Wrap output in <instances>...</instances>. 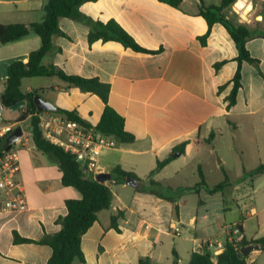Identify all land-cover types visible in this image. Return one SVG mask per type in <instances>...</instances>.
Returning a JSON list of instances; mask_svg holds the SVG:
<instances>
[{
	"label": "crops",
	"instance_id": "0c3cea01",
	"mask_svg": "<svg viewBox=\"0 0 264 264\" xmlns=\"http://www.w3.org/2000/svg\"><path fill=\"white\" fill-rule=\"evenodd\" d=\"M47 1L0 0V24L40 23ZM222 1L183 0L174 8L159 0H98L80 7L81 13L95 21H116L143 48L161 49L157 54L136 52L114 41L90 45L88 25L72 18L60 19L66 37H53V49L44 64L109 84V104L124 118L126 132L134 137L132 142L117 141L115 149L104 151L99 172L86 170L88 178L110 187L113 199L83 236L85 261L75 264H140L142 259L151 264H174L173 251L180 264H188L206 242L225 239L233 227L240 225L247 240L264 237V194H259L264 174H248L264 163V38L258 34L264 31V15L256 24L253 13L246 16L252 9L249 3L242 12L245 21L240 19V23L256 31L246 47L259 66L242 64V87L236 104L228 107L239 67L237 46L220 23L211 27L205 44L200 41L209 31L201 7L220 6ZM41 43L39 36L32 35L0 44V102L8 66L15 61L28 63ZM218 63L223 64L216 69ZM31 79H23V92L41 90L44 100L61 109L77 110L93 126L101 119L104 104L97 96L79 93L56 77L40 86H33L38 82ZM21 114L19 111V117ZM19 117L8 123L21 125L16 123ZM30 120H25L30 127L23 129V146L22 142L16 144L21 166L18 180L27 208L0 212V264H47L53 253L49 245L16 244L14 234L39 242L46 234L59 233L62 226L57 220L68 214L66 202L82 197L76 188L64 186L58 163L37 149ZM183 145L184 152L176 151ZM228 152L237 155V164L230 169ZM172 154L175 159L151 176L158 161ZM191 166L203 172L209 187L223 182L226 175L228 185L210 194L204 187L179 190L196 187L200 175L195 186L168 183ZM116 167L140 180L141 188L127 186V178L123 181L114 173ZM214 174L220 181L215 185L210 180ZM143 181L149 186L139 192ZM119 214L115 229L112 217ZM173 227L180 230L179 236ZM263 254L264 249L254 251L247 262L258 264Z\"/></svg>",
	"mask_w": 264,
	"mask_h": 264
},
{
	"label": "trees",
	"instance_id": "16d2710c",
	"mask_svg": "<svg viewBox=\"0 0 264 264\" xmlns=\"http://www.w3.org/2000/svg\"><path fill=\"white\" fill-rule=\"evenodd\" d=\"M96 1L98 0H48L44 6L45 17L42 22L36 24H0V44L2 45L15 43L32 35L39 36L42 42L38 50L31 52L28 63L15 61L8 66V79L6 81L5 91L1 97V102L8 110L24 102V106L19 109L22 114L16 123H22L28 117L31 118L32 137L37 149L58 163L63 173L62 182L64 186L76 188L82 196L80 199H72L66 202L68 214L57 220V223L62 226L59 233L55 235L46 234L39 242L22 238L17 233L14 234V242L16 244L39 243L49 245L53 253L47 264H75L76 261H85L81 248L82 238L98 220L99 212L110 208L113 193L110 187L105 185L104 182L88 178L86 176V169L82 167L72 153L51 143L43 136L38 126L39 119L34 116L38 112L34 98L40 95L42 91L23 92V79L56 77L69 86L75 87L79 93L97 96L104 104L103 114L96 125L97 130L113 137L121 143L132 142L134 137L126 132L124 118L109 104V84L101 82L98 78L87 79L80 76L68 75L53 64L45 65L44 59L53 49V37H66V34L60 27V19L62 18H72L88 25V41L90 45L98 41L104 43L114 41L136 52L157 54L161 51V49L151 51L143 48L114 20L104 23L95 21L91 17L81 13L80 7L82 5ZM159 1L167 3L174 8H178L183 2V0ZM237 1L223 0L220 6H204L200 9V15L209 25L208 33L200 37L202 44L206 43L211 27L216 23H220L228 30L239 51L237 58L239 67L233 79V89L227 98L229 102L228 107L236 104L238 92L242 87V64L248 62L259 66V61L251 56L246 47L248 40L255 35L256 31L252 30L247 24L240 23L226 15V11ZM258 34L264 38V31H258ZM222 64H216V69H219ZM58 112L66 115L71 120L87 123L80 117L77 110L70 111L58 108ZM6 138L7 136L0 139V155L4 151L2 147ZM12 147H9L8 150ZM184 150L185 145L179 147L176 151L184 152ZM174 159L175 154H172L163 161H158L157 167L152 171L151 176L162 170ZM114 173L119 175L123 181L125 178L132 176V174L123 171L121 167H116ZM248 174H251V176L263 175L264 163L260 164L254 171ZM199 175L201 181L196 187L179 190L181 192L199 191L200 188L204 187L210 194H215L221 192L228 185L227 175L223 182L213 187H209L206 183L201 170H199ZM152 184L158 185L155 181H152ZM119 217L120 214L112 217V227L115 229H118ZM238 228L243 234L242 227L239 225ZM251 243H258L264 249V237L256 241L247 240L243 237L237 246L227 243L224 251L215 257L211 251L206 249L200 252H194L188 264H249L247 258L241 255V249ZM173 255L174 264H180L179 255L176 251H173ZM140 264H151V262L149 259H142Z\"/></svg>",
	"mask_w": 264,
	"mask_h": 264
},
{
	"label": "built area",
	"instance_id": "2783aa9c",
	"mask_svg": "<svg viewBox=\"0 0 264 264\" xmlns=\"http://www.w3.org/2000/svg\"><path fill=\"white\" fill-rule=\"evenodd\" d=\"M5 110V106L0 102V139L8 136L17 127L16 124L5 122L3 119ZM34 116L39 119L38 126L43 136L51 143L72 153L86 170L99 172L98 165L102 153L117 147V141L97 130L96 126L71 120L59 112L38 111ZM23 137L16 144L21 143ZM16 144L0 155V212H19L27 208L26 196L18 180L21 166ZM21 145L23 146V142ZM172 229L176 236L180 235L177 227ZM242 238V233L236 226L229 230L225 239H212L206 242L203 250L219 255L224 251L227 243L237 246Z\"/></svg>",
	"mask_w": 264,
	"mask_h": 264
},
{
	"label": "rangeland",
	"instance_id": "374dc122",
	"mask_svg": "<svg viewBox=\"0 0 264 264\" xmlns=\"http://www.w3.org/2000/svg\"><path fill=\"white\" fill-rule=\"evenodd\" d=\"M245 1H247L252 7L251 11H249L246 16H248L250 13H253V15L251 17H253L254 23L258 24L259 21H262L261 16L263 15L264 2L261 1V0H245ZM236 3L231 7L230 10L232 11V13L229 16H230V18H233V19L237 20L238 22H240L239 21L240 19L242 21H245L244 18H242L240 16V15H242V13L236 8ZM233 8H235L237 11L235 9H233ZM31 80L35 81V82H38L36 85H33V86H40V85H43V84H45V83L50 81L49 78H32ZM57 93H59V95L61 94L60 92H57ZM42 96L45 98L44 95H42ZM50 96L53 97V94H50ZM65 98H66V100L71 101V99H69L67 96ZM18 117H19V111L18 110L17 111H11V110L6 109L5 112L3 113V119L5 120V122L15 121ZM21 126H22V128L24 130H28L29 127H30V122L29 121H24V122L21 123ZM225 156H226V160H227V167L229 169L231 168V166H234V165L237 164L236 163L237 155L235 153H231V152L229 153L228 152V154L225 155ZM215 175L216 174H214V176H210L211 183L214 184V185L218 184L220 182L219 179H217V176H215ZM198 177H199V173L197 171H195L192 168V166H191V167H187L186 169H184L180 173L179 176L169 180L168 183L169 184H176V185H180V186H184V187L185 186L186 187L187 186H195V184L197 182H199V181H197ZM143 182H144L143 188L140 191L138 190L139 192H142L144 189H146L149 186V182L148 181H143ZM262 183H264V180L260 182V184H262ZM167 190L168 189L165 188L166 192H167ZM262 193L264 194V187H262L261 191L259 192V194H261L260 197H263ZM202 194L205 195L206 192L203 191ZM255 195H254V197H255ZM258 264H264V254L260 257Z\"/></svg>",
	"mask_w": 264,
	"mask_h": 264
},
{
	"label": "water",
	"instance_id": "95a60500",
	"mask_svg": "<svg viewBox=\"0 0 264 264\" xmlns=\"http://www.w3.org/2000/svg\"><path fill=\"white\" fill-rule=\"evenodd\" d=\"M262 18V16H261ZM34 103L37 107L38 111L42 112H58V107L53 105L52 103L44 100L40 95H37L34 98ZM24 106V102H21L15 106H13L10 110L11 111H17L21 109ZM24 131L21 125H18L14 131H12L6 138V141L2 147L4 151H7L9 147L15 145L17 142L20 141V139L23 137ZM176 156H179V153L176 154ZM99 182H102V180H99ZM126 185L131 186L135 189H140L141 188V183L140 180L133 178V177H128L126 179ZM263 247L262 245L258 243H251L241 249V255L245 258H247L252 252L254 251H260L262 250Z\"/></svg>",
	"mask_w": 264,
	"mask_h": 264
},
{
	"label": "bare ground",
	"instance_id": "6f19581e",
	"mask_svg": "<svg viewBox=\"0 0 264 264\" xmlns=\"http://www.w3.org/2000/svg\"><path fill=\"white\" fill-rule=\"evenodd\" d=\"M248 6V2L245 0H238L237 2V9L242 13L244 9Z\"/></svg>",
	"mask_w": 264,
	"mask_h": 264
}]
</instances>
